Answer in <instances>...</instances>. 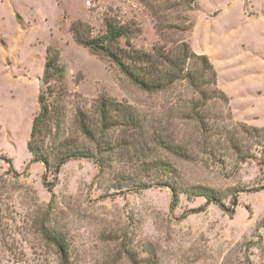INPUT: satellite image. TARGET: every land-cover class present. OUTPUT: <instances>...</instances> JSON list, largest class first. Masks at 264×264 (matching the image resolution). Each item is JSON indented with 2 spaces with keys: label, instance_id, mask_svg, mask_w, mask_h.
Wrapping results in <instances>:
<instances>
[{
  "label": "rangeland",
  "instance_id": "rangeland-1",
  "mask_svg": "<svg viewBox=\"0 0 264 264\" xmlns=\"http://www.w3.org/2000/svg\"><path fill=\"white\" fill-rule=\"evenodd\" d=\"M105 20L130 25V44L147 52L183 39L213 66L232 122L264 131V0H196L192 9L179 0H0L1 264H15L18 251L26 264H59L37 233L42 224L65 237L69 264H264V141H249L254 158L218 164L196 147L191 158L172 155L146 129H117L108 133L116 149L104 174L88 159L71 160L55 175L30 163L26 142L38 112L47 47L57 50L64 69L57 87L65 93L67 133L79 143L90 146L75 114L94 113L101 96L149 120L167 112L176 142L193 136L192 124L180 120L185 101L196 97L189 88L143 92L107 58L74 41L73 23L98 36ZM221 110L226 113L224 105ZM148 158L169 162L183 187L221 193L227 210L183 194L173 205L164 186L138 189L115 182L120 175L151 181L138 167ZM233 190H241L236 206Z\"/></svg>",
  "mask_w": 264,
  "mask_h": 264
},
{
  "label": "trees",
  "instance_id": "trees-1",
  "mask_svg": "<svg viewBox=\"0 0 264 264\" xmlns=\"http://www.w3.org/2000/svg\"><path fill=\"white\" fill-rule=\"evenodd\" d=\"M195 2L179 0L188 9H192ZM154 16L157 24H160V17ZM70 31L78 45L93 55L107 58L128 81L143 92L166 93L175 86L189 88L196 97L185 101L182 107H186V111L183 110L180 120L192 124L193 136L189 141L176 142L174 131H171L165 116L167 112H160L157 118L149 120L133 107L101 96L95 101L94 113L88 115L80 110L75 114L77 130L90 146L79 143L69 136L65 125V93L62 88H58L64 81V69L58 63L57 50L47 47L41 79L43 87L37 97L38 112L32 120L26 142V150L31 156L30 163H41L46 173L55 175L71 160L88 159L104 174L110 167L116 149L108 133L117 129L134 132L146 129L165 151L183 159L191 158L194 147L199 148L208 160L218 164L224 163L225 158L233 157L239 162L254 158L250 153L249 141L254 139L256 144L261 145L264 131L232 122L227 97L216 86L213 66L205 55L193 53L183 39L172 42L171 47H156L147 52L130 44L135 33L127 24L119 25L105 20V31L98 36H92L90 28L80 22L73 23ZM123 40L125 47L121 45ZM223 105L226 113L221 110ZM261 158L260 162L264 163V150ZM138 167L151 181L144 182L131 175H120L115 182L120 186L138 189L164 186L171 192L173 205L177 203L178 196L183 194L187 198H203L207 203L227 210L221 193L203 186L180 185L176 169L165 160L148 158L140 161ZM9 171L18 176L12 169ZM46 187L49 192L52 191ZM240 192H230L232 206L237 205ZM37 233L46 247L54 249L59 264H69V249L63 235L47 229L43 224ZM12 258L15 264L27 263L23 251L14 253Z\"/></svg>",
  "mask_w": 264,
  "mask_h": 264
}]
</instances>
